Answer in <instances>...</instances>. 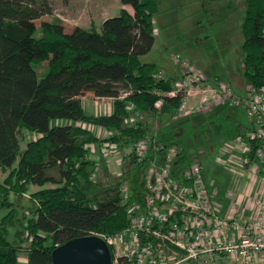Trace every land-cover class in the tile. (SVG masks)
I'll return each instance as SVG.
<instances>
[{
    "label": "trees",
    "instance_id": "obj_1",
    "mask_svg": "<svg viewBox=\"0 0 264 264\" xmlns=\"http://www.w3.org/2000/svg\"><path fill=\"white\" fill-rule=\"evenodd\" d=\"M233 1L242 4L238 10L240 71L215 79L231 81L239 89L248 84L262 87L264 0ZM121 2L133 12L121 8L118 15L105 18L101 31L95 25H76L68 32L59 18L38 24L43 16L53 14L50 0H0V168L8 172L0 180V209H9L0 220V264H20L25 241L30 243L27 264H53L56 246L89 234H114L130 223L127 207L121 204L120 178L100 199L104 186L99 179L112 173L102 162L97 180L93 178L96 162L87 158V145L101 138L89 128L53 125V120L70 119L107 129V139L121 147L157 133L159 141L184 148L176 160L177 174L200 149L197 145H207L209 140L220 144L217 132L224 131L223 138L232 140L253 127L250 120L242 124L230 104L175 118L183 92L168 93L182 73L157 78L164 68L141 59L156 42L160 0ZM45 61L49 71L39 79L33 62ZM84 92L113 98L112 111L89 113L81 98ZM24 128L41 135L22 149ZM252 145L250 156L254 157L257 142ZM135 162V158L126 159L123 178L132 180V195L140 198L148 162L138 167ZM33 185L39 189L31 191L30 213L21 212L20 201ZM10 227H17L14 240L9 239Z\"/></svg>",
    "mask_w": 264,
    "mask_h": 264
},
{
    "label": "built area",
    "instance_id": "obj_2",
    "mask_svg": "<svg viewBox=\"0 0 264 264\" xmlns=\"http://www.w3.org/2000/svg\"><path fill=\"white\" fill-rule=\"evenodd\" d=\"M173 62L180 66L182 77L168 94L183 92L175 118L230 104L243 107L253 122L245 135L226 141L230 152H234L233 144L244 143L243 164L259 178V189L252 197L253 213L248 219L243 216L242 221L234 208L232 213L223 214L218 191L206 178V149L192 154L191 161L177 174L176 160L184 153L181 145L161 142L155 133L124 151L120 144L107 139L109 130L79 121L78 125L93 130L102 140L87 145V158L96 162L93 178L104 160L122 181L121 204L127 207L130 223L114 234L101 235L112 248L113 264H223L228 260L232 264H264V86L247 85L245 93L239 94L230 81L210 80L190 58L182 59L177 53ZM167 75L162 69L156 76ZM253 141L257 147L251 157ZM114 156L119 158L114 160ZM233 156L230 160L238 163ZM127 158H135L136 167L148 162L142 173L140 198L133 197L130 179L123 178ZM221 159L217 157L216 163H222Z\"/></svg>",
    "mask_w": 264,
    "mask_h": 264
},
{
    "label": "rangeland",
    "instance_id": "obj_3",
    "mask_svg": "<svg viewBox=\"0 0 264 264\" xmlns=\"http://www.w3.org/2000/svg\"><path fill=\"white\" fill-rule=\"evenodd\" d=\"M50 1L54 9L53 14L43 16L37 21L38 24L40 25L43 20L59 18L66 24L68 32H71L72 28L76 25L85 27L95 25L98 27L97 30L101 31L103 19L118 15L123 5L121 0ZM241 5V3L233 0H160V11L156 15V42L152 50L141 56V59L146 62H156L169 69L176 66L178 68V74H180V66L175 65L173 62V55L179 53L182 59L190 58L198 68L202 69L207 74L210 80L215 79L216 76H222L224 79L225 77L229 78V75L236 76L240 71L239 62L241 59L239 49L241 41V14L240 11H238L241 9ZM130 10L133 12V8ZM33 65L39 79H42L49 71L47 61L43 63L33 62ZM233 85L237 93H245L244 89L237 88L234 83ZM81 98L89 113L105 114L111 111L112 99L110 98L97 97L87 92L82 93ZM230 110L242 124L248 125L250 119L243 107L231 106ZM70 123L79 124L80 122L70 119H55L52 121L53 125ZM40 135L41 134L37 131H31L25 128L22 129L20 131L22 149L26 148L29 141L38 138ZM224 136V131L217 132V137L221 139L219 145H214V142L209 140L207 145L199 144L196 148L201 146L200 149H206L207 155L204 156V159L208 164L211 163V166L206 168V172H210L209 175H212V180H214L215 175L213 169H210V167L216 165V167L220 168V180L218 183L214 181L215 186L213 187H216L214 189L218 190L220 197L222 190L223 193H225L224 196L233 201L231 206L233 208L235 206V212L240 215L239 220L242 221L243 216L244 218H249L252 215V212L249 211L250 206L247 203L253 206L252 197L255 182L258 184V180L255 182L252 180L251 176H253V174L247 168L248 166L243 164L241 155L243 154L244 143L240 142L238 144H233L234 152H230L226 147V141H231V138L224 139ZM224 143L226 149L224 148ZM211 146H214V148ZM129 147L130 146L124 147V151L128 150L127 148ZM210 149H213V151ZM211 152H213V154ZM232 154H235V156ZM211 155H213V157ZM231 156H233L232 159L234 158L233 160L238 163H233L230 160ZM217 157H222V163H216L215 159ZM118 158L119 156H114L113 159L117 160ZM105 160L107 161V159ZM102 162L105 161L103 160ZM112 168L114 167H110L109 169H111L110 171L113 176L110 174L99 176V180L104 186L100 193V199L108 196L106 190L117 180L116 175L113 173L114 169ZM7 174L8 172L0 168L1 181L6 178ZM94 178L97 180L98 174ZM130 181L132 185L133 182L132 180ZM221 181L223 182V186L219 183ZM37 189H39V186H31L30 192L20 201L21 204L18 207L21 212L30 213L28 211L29 206L32 205L30 194L31 191ZM240 194L243 195V198L239 196ZM238 198L242 200L239 205H236ZM8 211L9 209H0V220ZM228 214H230V212H228ZM16 231L17 227L9 228L10 240H14ZM29 244V241H25L21 244L20 264H27L26 249ZM223 264L232 263L228 260L224 261Z\"/></svg>",
    "mask_w": 264,
    "mask_h": 264
},
{
    "label": "water",
    "instance_id": "obj_4",
    "mask_svg": "<svg viewBox=\"0 0 264 264\" xmlns=\"http://www.w3.org/2000/svg\"><path fill=\"white\" fill-rule=\"evenodd\" d=\"M53 264H113L107 240L98 234L73 238L53 250Z\"/></svg>",
    "mask_w": 264,
    "mask_h": 264
},
{
    "label": "crops",
    "instance_id": "obj_5",
    "mask_svg": "<svg viewBox=\"0 0 264 264\" xmlns=\"http://www.w3.org/2000/svg\"><path fill=\"white\" fill-rule=\"evenodd\" d=\"M123 7H125V8H127L128 10H130L132 7L130 6V5H122V8ZM131 7V8H130ZM131 11V10H130ZM105 20V18L103 19V21ZM102 21V22H103ZM98 28V27H97ZM170 65H172V64H170ZM162 67H165L164 69H166L167 70V72H168V74L170 73V74H174V75H176V76H178L179 74H178V68L175 66L174 68H171V69H169L168 67H166V66H162ZM174 69V70H173ZM169 74V75H170ZM244 87H246V86H244ZM244 90H245V88H244ZM92 95V94H91ZM105 98H110V97H105ZM110 99H112V101H113V98H110ZM112 101H111V104H112ZM111 110H112V108H111ZM212 157H213V155H211ZM211 162V161H210ZM208 163L206 162V168L208 167V166H211V163L210 164H208ZM209 168V167H208ZM210 169H213V171H214V180H212L213 178H212V175H209L210 174V172H206V169H205V174H206V178H207V180H208V183H209V185L211 186V188L213 187V186H215V183H214V181L216 182L217 181V183H218V181L220 180V178L219 177H221V175H220V173H221V171H219L220 170V168L219 167H216V165L214 166V167H210ZM219 171V172H218ZM245 176V175H244ZM252 177V180L255 182V181H257V180H259V178H257L256 176H251ZM222 186H223V182L221 181V182H219ZM259 184L260 183H256L255 182V188H254V193H253V196H255V194L257 193V191H258V189H259ZM214 188H216V187H214ZM218 191V190H217ZM226 192V191H225ZM248 192V191H247ZM251 192V191H250ZM222 194H223V196H222ZM221 197L219 196V194H218V200L221 202V204H223V205H221L222 206V211H223V214H228V212H230V213H232L233 212V207L231 206L232 205V203H233V201L232 200H229L226 196H224L225 195V193H223V191L221 190ZM248 195H249V192H248ZM239 196H241L242 198H243V195L242 194H240ZM242 199L241 198H238V200H237V202H236V205H239V203H240V201H241ZM248 202V201H247ZM247 204H249V206H250V212H252L253 213V206H252V204H250V203H247ZM234 205V204H233ZM231 206V207H230ZM234 211H235V206H234ZM251 217V216H250ZM249 217V218H250ZM245 219H248V218H245ZM27 259V258H26Z\"/></svg>",
    "mask_w": 264,
    "mask_h": 264
}]
</instances>
